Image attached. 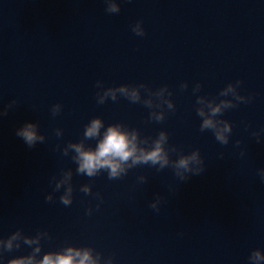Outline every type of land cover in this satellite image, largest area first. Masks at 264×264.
<instances>
[{
	"label": "water",
	"instance_id": "obj_1",
	"mask_svg": "<svg viewBox=\"0 0 264 264\" xmlns=\"http://www.w3.org/2000/svg\"><path fill=\"white\" fill-rule=\"evenodd\" d=\"M117 2L119 13L107 12L106 0H0V113L8 109L0 116V239L46 231L41 257L75 245L114 264H252L251 253L264 251V0ZM140 21L143 36L133 31ZM98 81L103 89L146 84L153 92L167 85L175 109L165 106L157 122L142 101L118 95L100 104ZM237 81L252 99L218 117L232 124L224 145L200 130L197 98H217ZM56 104L62 108L53 115ZM97 116L105 128L123 123L142 138L167 131L178 149L171 158L199 149L204 172L184 181L171 166L149 164L114 180L106 171L77 174L74 152L63 149ZM27 122L39 125L43 143L29 148L16 135ZM68 169L74 192L65 206L66 186L54 191L52 178ZM31 251L22 245L0 264Z\"/></svg>",
	"mask_w": 264,
	"mask_h": 264
},
{
	"label": "clouds",
	"instance_id": "obj_2",
	"mask_svg": "<svg viewBox=\"0 0 264 264\" xmlns=\"http://www.w3.org/2000/svg\"><path fill=\"white\" fill-rule=\"evenodd\" d=\"M106 11L109 13H119L120 4L117 0H106ZM143 22H137L133 31L140 36L145 34L142 27ZM243 81L229 83L220 93L219 97L224 99L213 98L207 96H199L197 98V115L202 118L200 130H212L215 138L221 144L229 143L230 134L232 132V124L224 119H219L221 114L230 108L236 107L240 102H250L252 97L241 95L238 91ZM97 86L102 89V93H97V102L100 104L110 97L113 101L118 99V95H123L133 103L143 102L147 107L152 108L150 119L157 122H163L166 118V109L174 110V101L170 98L172 93L168 86L165 85L153 92L146 84L139 85H120L118 87H109L103 89L102 82L98 81ZM182 89L188 87L187 83L181 85ZM201 84H197L194 92L200 91ZM148 92V98L142 100L141 90ZM231 96L232 99L227 97ZM157 99H153V98ZM159 100V102H157ZM217 100L219 102H217ZM16 101H12L8 108H11ZM62 106L56 104L52 108L53 115L59 114ZM155 109H161L156 111ZM8 109H5L0 116H6ZM103 130V131H102ZM57 136L63 135L62 129L56 130ZM16 135L23 139L26 145L31 148L37 143H43L46 137L40 133L39 125L33 122H27L20 127ZM254 135H258L254 133ZM95 139L97 144L95 147L87 144L88 140ZM240 142L237 141V144ZM178 149L174 145H169V134L167 131H160L155 139L148 137L142 138L138 129L128 127L123 123H113L105 128V122L102 117H94L85 126L83 138L79 142H69L63 149V154L67 156L69 152H74L73 161L78 165L77 174L95 177L101 172L108 173V179L114 180L126 175L129 169L138 165L158 166V170L166 167H173L175 173L181 180H187L191 175H200L204 172V160L200 150L197 149L189 154H180L178 159L173 160L171 154L177 152ZM191 174V175H189ZM261 178L264 179V169H260ZM73 171L71 169L62 172L59 179L53 177L55 183L54 191L65 188L64 193L60 197V202L65 206L73 203L74 187L72 184ZM146 177H140L141 181ZM85 194L92 193V185L84 184L81 189ZM100 197V194H96ZM53 194L49 193L46 201H53ZM101 201H102V197ZM160 199L158 198L151 204L152 208H158ZM99 208V205H97ZM92 209H88L90 215ZM50 238L46 231L38 232L35 236L25 235L22 230H17L7 239H0V260H4V253L19 249L22 245L32 248L30 254L21 255L6 261V264H114L113 257L107 260L102 259V253L96 252L91 246L77 247L75 245H65L60 250L44 252L41 241ZM252 264H264V251L254 250L249 257Z\"/></svg>",
	"mask_w": 264,
	"mask_h": 264
}]
</instances>
